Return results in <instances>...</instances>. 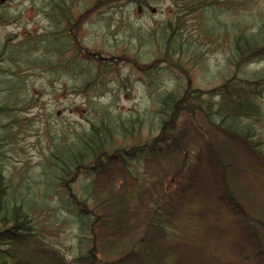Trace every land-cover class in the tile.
Masks as SVG:
<instances>
[{"label": "rangeland", "instance_id": "rangeland-1", "mask_svg": "<svg viewBox=\"0 0 264 264\" xmlns=\"http://www.w3.org/2000/svg\"><path fill=\"white\" fill-rule=\"evenodd\" d=\"M42 1L0 0V171L9 199L31 212L39 244L27 249L46 248L68 264L88 250L97 264H264L263 247L251 239L256 232L264 243V162L209 123H221L216 112L228 91L236 101L256 88L242 74L264 77L263 56L240 68L234 59L238 34H257L264 23V0H96L98 7L63 18L42 11ZM231 79L238 93L224 88ZM188 91L209 115L180 113L174 148L79 172L67 189H55L51 157L59 146L75 145L102 120L123 122L114 149L157 145L160 97ZM256 95L261 116L241 122L254 126L262 151L264 87ZM210 141L240 168L231 189L247 217L223 197ZM157 200L170 217L164 232L151 225ZM82 212L97 219L85 235ZM251 217L261 220L247 232Z\"/></svg>", "mask_w": 264, "mask_h": 264}, {"label": "trees", "instance_id": "trees-1", "mask_svg": "<svg viewBox=\"0 0 264 264\" xmlns=\"http://www.w3.org/2000/svg\"><path fill=\"white\" fill-rule=\"evenodd\" d=\"M167 39L169 40L168 46L170 47L171 38L169 35H167ZM262 56L264 57V23L260 26L257 34H238L234 44V59L236 60L238 68L243 64L250 63V61H252L251 63H255L257 59ZM166 60L170 61L171 56L168 55ZM242 75H244V78H241L242 80L251 82L252 87L256 86V88L251 89V91L247 90V92L251 94L239 95L236 101L231 91H228V93L224 95L220 111L216 112V114L220 116L221 123H217V120H211L210 118L209 123L215 131L218 132L220 129L228 138L233 141L236 140L241 142L244 148L251 151L254 156H257L264 162V150L261 151L256 148L259 147L261 142L253 140L255 137V135H253L255 134L253 131L254 126L242 124L241 122L244 118L252 119L253 117L261 116L262 110L261 106L257 103L256 91H258L260 87H264V77L255 75L253 77L255 81H253L245 79V73ZM258 77H260V79L256 80ZM229 87H234V90H237V86L233 79H231V82L229 81L228 84L224 85V88ZM236 92L238 93V91ZM191 93L192 95L188 99V95ZM160 99V110L157 111L156 114L160 120V125L158 127L160 139L157 145H155V141L150 140L146 142L145 146L140 148L139 152H137L136 149L131 151L114 149V145L112 144L122 135V131L125 129L123 122L113 123L111 120L107 122L102 120L99 125L93 124L91 134L84 135L75 145H62L56 149L55 155L51 157L53 163L51 175L55 180H59V183L55 182V189H57V186L62 189H67L68 181L72 179L73 176L79 175V172H101L107 165H111L114 161L121 160L123 162H128L127 157H130V159L138 157V153L144 151V149H148L149 153L154 154V152L156 153L159 151V153L157 152L158 154H164L168 150L167 147L170 144L171 148L175 147L174 142L177 138L175 128L178 121H180V113L186 112L193 115L194 113L197 114L202 112L206 116L209 115L207 110L210 106L207 105L206 108L204 107L205 103L202 102V98L197 92L188 91L181 97L176 96L174 93H168L162 95ZM193 100L196 104H194V106H189L188 102ZM230 102L236 104L229 106L228 103ZM225 103L227 107L224 106ZM133 123L134 121L131 120L128 124V128L130 129H127V132L130 134V137L135 136L133 133L135 127ZM138 123L141 125L139 119ZM163 138H169L170 141ZM208 143L217 167L221 172L222 178L220 181L224 187L223 197L233 207L238 208V197L231 189L233 183L231 179L236 177L237 173L240 172V168L234 167L231 160L225 157L222 145L214 144L213 141ZM62 151L66 152V157L62 155ZM192 165L193 164H191V166ZM55 167L56 169H54ZM1 169L2 163L0 159V170ZM87 191L90 193L89 187ZM9 196L10 193L6 178L3 176L2 171H0V264H68L64 257L54 251L46 250V248L36 247L31 250L27 249V247L31 248L32 245L36 246L39 244V241L33 233V219L30 216L31 212L29 213L26 209L28 204L13 203L11 197L9 199ZM238 211L243 212L244 207L240 206ZM166 212H168L167 207L165 204L161 203V200H157L155 204H153L150 209L152 219L151 225H153V228L164 232V229L168 226L166 221H170V217L167 216ZM94 217V214H87L86 212H82V215L78 216L79 231L82 235H85L91 230L92 222L93 224L96 223L97 219ZM251 239L259 249H262L261 247L264 249V243L262 241L256 242L255 233L251 235ZM138 258H140V255H138ZM262 261H264V258H262ZM75 264L97 263L94 262V256L90 250H88L85 255L78 258Z\"/></svg>", "mask_w": 264, "mask_h": 264}, {"label": "flooded vegetation", "instance_id": "flooded-vegetation-1", "mask_svg": "<svg viewBox=\"0 0 264 264\" xmlns=\"http://www.w3.org/2000/svg\"><path fill=\"white\" fill-rule=\"evenodd\" d=\"M39 3H41V5L38 4V6L40 7L42 11L44 12L45 11H55L59 13V16H61V18L67 17L64 15V13L72 14L78 11L83 12L85 9L84 7H89L88 8L89 10L91 6L94 7V4H95V8L98 7L99 5V2H97L96 0H43L42 2H39ZM73 19H75L74 20V23H75L76 17L73 16Z\"/></svg>", "mask_w": 264, "mask_h": 264}]
</instances>
